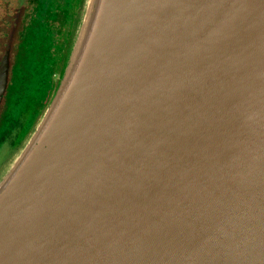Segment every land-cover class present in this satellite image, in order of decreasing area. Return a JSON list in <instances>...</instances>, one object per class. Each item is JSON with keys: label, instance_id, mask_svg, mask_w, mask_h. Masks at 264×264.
Masks as SVG:
<instances>
[{"label": "water", "instance_id": "water-1", "mask_svg": "<svg viewBox=\"0 0 264 264\" xmlns=\"http://www.w3.org/2000/svg\"><path fill=\"white\" fill-rule=\"evenodd\" d=\"M60 67L0 264H264V0H84Z\"/></svg>", "mask_w": 264, "mask_h": 264}, {"label": "flooded vegetation", "instance_id": "flooded-vegetation-1", "mask_svg": "<svg viewBox=\"0 0 264 264\" xmlns=\"http://www.w3.org/2000/svg\"><path fill=\"white\" fill-rule=\"evenodd\" d=\"M83 2L0 0V147L46 106Z\"/></svg>", "mask_w": 264, "mask_h": 264}, {"label": "rangeland", "instance_id": "rangeland-1", "mask_svg": "<svg viewBox=\"0 0 264 264\" xmlns=\"http://www.w3.org/2000/svg\"><path fill=\"white\" fill-rule=\"evenodd\" d=\"M60 66H62V63H61ZM60 68L61 67H59V69ZM48 101H49V99H48ZM48 101H47V103H48ZM38 117H37V119H38ZM37 119H35V121L33 122V124L30 126V128L27 131L25 129L26 126L23 125L21 127V129H20V133H18V136L13 137L10 140H7L5 143H3L1 145V147H0V171L2 170V168L4 167V165L7 163V161L10 159V157L12 156V154H14L16 152V150L19 148L20 144L29 135L30 131L35 126V123H36ZM21 134H24V138L22 140H20V135Z\"/></svg>", "mask_w": 264, "mask_h": 264}, {"label": "trees", "instance_id": "trees-1", "mask_svg": "<svg viewBox=\"0 0 264 264\" xmlns=\"http://www.w3.org/2000/svg\"><path fill=\"white\" fill-rule=\"evenodd\" d=\"M54 86H55V80H54ZM54 86H53V88H54ZM53 90V89H52Z\"/></svg>", "mask_w": 264, "mask_h": 264}, {"label": "bare ground", "instance_id": "bare-ground-1", "mask_svg": "<svg viewBox=\"0 0 264 264\" xmlns=\"http://www.w3.org/2000/svg\"><path fill=\"white\" fill-rule=\"evenodd\" d=\"M81 15V14H80ZM80 17V16H79ZM76 30V29H75ZM75 33V32H74ZM21 96V95H20ZM28 99V98H27ZM29 100V99H28Z\"/></svg>", "mask_w": 264, "mask_h": 264}]
</instances>
